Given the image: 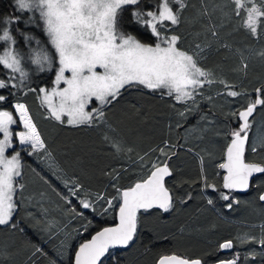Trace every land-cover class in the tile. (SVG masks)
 Returning a JSON list of instances; mask_svg holds the SVG:
<instances>
[{"label":"snow or ice","instance_id":"snow-or-ice-1","mask_svg":"<svg viewBox=\"0 0 264 264\" xmlns=\"http://www.w3.org/2000/svg\"><path fill=\"white\" fill-rule=\"evenodd\" d=\"M228 2L229 12L218 4L210 7L209 0H199V7L191 0H11L12 12L0 13V232L23 238L29 252L25 264H36L37 256L47 264H123L122 250L134 245L146 215L172 212L177 204L193 199L191 191L179 195L169 186L168 178L175 174L170 161L178 155V145L169 141L138 154L133 161L137 170L127 186L121 179L128 168L106 171L108 183L103 189L85 183L83 166L69 174L38 129L29 106L20 100L30 93L39 101L43 118L59 126L115 131L109 114L124 102L126 93L135 91L167 98L177 128L207 132L222 123L204 106L214 102L212 86L220 85L217 96L232 98L227 103H239V97L243 103L229 111L233 119L228 125L215 131L224 140L216 171L209 174L204 157L197 153L199 175L182 183H198L199 195L208 205L215 206L218 198L228 210L241 202L237 193H248L254 186L261 188L258 199L264 202V132H253L257 110L264 112V83L249 91L243 82L226 78L231 57L240 55V63L230 70L244 77L249 63L222 35L226 21L231 24L236 17L232 31L243 29L260 40L264 0ZM254 54L264 58V49ZM46 73L53 74L50 86H34V78ZM133 108L139 112L135 104ZM103 138L116 154L125 151L116 137L105 133ZM152 153H158L155 159ZM27 157L35 164L28 167L58 197L57 206L66 217L61 227L22 212L27 203L22 182ZM69 225L72 230L65 231ZM261 227L258 239L237 237L241 243L262 247L245 260L264 258ZM49 244L51 252L46 249ZM233 246V240H226L217 247L231 252ZM12 254L11 249L0 248V264ZM239 261L240 254L233 252L231 258L211 264ZM158 264L207 262L173 253L161 256Z\"/></svg>","mask_w":264,"mask_h":264},{"label":"trees","instance_id":"trees-1","mask_svg":"<svg viewBox=\"0 0 264 264\" xmlns=\"http://www.w3.org/2000/svg\"><path fill=\"white\" fill-rule=\"evenodd\" d=\"M191 3L199 7V0H191ZM211 3V4H210ZM225 0H209V6L218 4L224 11H230L231 5ZM11 0H0V13H11ZM222 18V16H221ZM233 17L231 28H224L222 35L233 45L239 48L245 57L248 58L249 69L247 77L242 73H234L230 69L240 63L241 57L237 54L231 57L225 69V76L229 81L235 83L243 82V86L251 91L253 88L264 83V58L260 62L251 64V52L255 51L258 45L264 43V35L260 40L254 39L243 29L232 31L236 26V20ZM227 22V21H226ZM39 32V30H37ZM231 33V36H229ZM264 49V48H263ZM219 59V58H217ZM53 79L52 73L43 74L42 77L34 78L35 85L49 86ZM220 85H213L211 95L214 99H221L217 96L215 89ZM254 95V93H253ZM21 102H26L30 112L38 125L43 137L48 141L55 155L60 161L61 166L69 174L80 171V167L86 168V175L83 179L86 184H91L93 188L103 187L108 183L105 176L106 171H111L113 167L118 170L128 168L124 173L121 184L127 186L137 170V165L133 163L139 155H143L151 148L163 146L164 141L177 144L176 151L178 155L172 158L170 164L175 168L174 177H169V186L176 193L183 195L186 191H191L193 199L188 204H177L176 208L169 213L162 215L148 214L142 220L138 239L130 249L122 250L123 264H155L157 260L165 254H177L188 258H211L218 244L233 240V247H243L244 253H250L257 250L258 243H241L237 237L254 236L257 239L261 235L264 226V204L258 201V195L261 188L255 187L249 191L241 203L234 206L232 210L221 207L225 202L216 199V205L211 206L200 197V185L182 183L185 179L195 180L200 172L199 157H204L205 168L211 174L216 171L214 164L218 162L223 147V137L215 135V131L223 130L228 121L233 118L229 111L239 107L243 103L242 98H236L239 103H225L223 100L215 102L213 105L205 102V111L211 109L215 114L219 127L215 130L201 132L198 128H177L175 117L168 106L167 98H160L156 95H141L135 91L126 93L123 103L118 105L109 114L110 123L115 131L108 128H71L56 125L54 121L45 120L42 115V109L39 107V101L35 94L21 96ZM232 100V98H229ZM133 104L139 109V112L133 108ZM234 104V105H233ZM253 126V132L257 135V122H264V112L257 110ZM194 125L195 121H189ZM108 133L120 140L125 151L116 154L108 142L104 140V134ZM179 145H184L180 147ZM131 148L132 152L126 149ZM191 148L192 151L187 149ZM158 153H152L155 159ZM251 155V153H249ZM258 159V157H257ZM25 169L22 182L25 185L23 196L27 203L22 209L40 216L41 219L53 221L57 227H61L66 222V217L57 206L58 197L51 189L41 181L40 177L32 171L29 164L35 167L31 157L25 158ZM179 182V183H178ZM109 192L113 191L108 189ZM43 193V195H41ZM215 196V194H213ZM47 210L46 214L44 210ZM111 223V221H109ZM69 225L65 231H71ZM29 231H34L29 229ZM60 238H63L61 233ZM59 241L57 240V243ZM75 243V242H74ZM246 245V246H245ZM239 246V247H238ZM0 248H9L13 251L11 258L6 264H25L28 260V250L23 247V238L19 235H11L7 232H0ZM46 249L51 252L52 246L49 244ZM36 264H47L42 256L34 257ZM67 264V262H65ZM244 264H264L261 260L251 259Z\"/></svg>","mask_w":264,"mask_h":264},{"label":"rangeland","instance_id":"rangeland-1","mask_svg":"<svg viewBox=\"0 0 264 264\" xmlns=\"http://www.w3.org/2000/svg\"><path fill=\"white\" fill-rule=\"evenodd\" d=\"M226 2H227V0H225V3H226ZM228 3H229V2H228ZM228 3H227V4H228ZM210 4H211V3H210ZM226 12H228V11H226ZM222 18H223V17H222ZM232 21H233V19H232ZM232 25H233L232 22H231V24H228V23L226 22V28H228V27L231 28ZM257 47H258V48H257L255 51H252V52H251V60H252V61H251V64L256 63V62H260L261 59H262L261 57L255 55L254 53L259 52L261 49H263V48H264V43L261 44V45H258ZM49 86H50V85H49ZM226 99L229 100V98H224V97H221V99H214V102H209V104H212V105H213L215 102H217V101H219V100H223V102L227 103V102H226ZM229 104H230V103H229ZM231 104H232V103H231ZM233 105H234V104H233ZM261 124H262V123L257 122V125H258L257 127H259V130H260V131H263L264 128H261V127H260ZM249 244H251V242H246V245H249ZM246 245H245V246H246ZM238 247H239V246H238ZM256 249H257V250H255V251H256L257 253H260V252L262 251V247H261V245H257V246H256ZM248 254H249L248 252H247L246 254H244V259H245V256L248 255ZM251 259H252L251 256H249L248 259L245 260V263H246L247 261H251ZM257 259H258V260H261L262 263H264V258H262L261 255H257Z\"/></svg>","mask_w":264,"mask_h":264},{"label":"flooded vegetation","instance_id":"flooded-vegetation-1","mask_svg":"<svg viewBox=\"0 0 264 264\" xmlns=\"http://www.w3.org/2000/svg\"><path fill=\"white\" fill-rule=\"evenodd\" d=\"M254 187H252V189H253ZM249 191H251V189L249 190ZM247 193H244V194H239V193H237L236 195L238 196V197H241V199H243L244 198V196L246 195ZM258 201H259V199H258ZM260 203H262L261 201H259ZM241 203V202H240ZM262 204H264V202L262 203ZM235 206V205H234ZM233 252H236V253H239L240 254V261H239V264H244V261H245V259H244V250H243V247H240V248H234L233 247V249L231 250V252H229V251H220V250H218V248H216L215 249V252H214V254L211 256V258H205L206 260H205V262H207V264H211V262L212 261H215V260H217V259H229V258H231V254L233 253Z\"/></svg>","mask_w":264,"mask_h":264},{"label":"water","instance_id":"water-1","mask_svg":"<svg viewBox=\"0 0 264 264\" xmlns=\"http://www.w3.org/2000/svg\"><path fill=\"white\" fill-rule=\"evenodd\" d=\"M239 194H244V193H239ZM261 202H262V201H261ZM262 203H263V202H262ZM160 258H161V257H160ZM160 258H159V259H160ZM159 259H158V260H159ZM158 260H157V262H156L155 264H158Z\"/></svg>","mask_w":264,"mask_h":264}]
</instances>
